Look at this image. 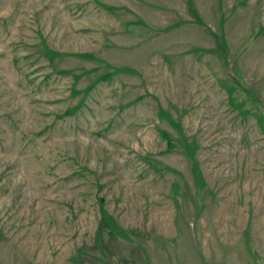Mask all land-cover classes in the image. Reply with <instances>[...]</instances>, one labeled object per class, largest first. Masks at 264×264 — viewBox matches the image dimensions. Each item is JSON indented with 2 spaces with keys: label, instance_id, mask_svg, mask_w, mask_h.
Returning <instances> with one entry per match:
<instances>
[{
  "label": "rangeland",
  "instance_id": "374dc122",
  "mask_svg": "<svg viewBox=\"0 0 264 264\" xmlns=\"http://www.w3.org/2000/svg\"><path fill=\"white\" fill-rule=\"evenodd\" d=\"M0 264H264V0H0Z\"/></svg>",
  "mask_w": 264,
  "mask_h": 264
}]
</instances>
